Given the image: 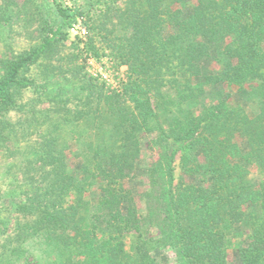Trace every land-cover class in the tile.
Masks as SVG:
<instances>
[{
  "label": "trees",
  "instance_id": "16d2710c",
  "mask_svg": "<svg viewBox=\"0 0 264 264\" xmlns=\"http://www.w3.org/2000/svg\"><path fill=\"white\" fill-rule=\"evenodd\" d=\"M113 1L87 44L127 66L126 79L113 89L83 74L73 96L83 107L58 109L30 145L24 239L43 237L48 264H166L168 250L173 264H264V179L251 176L255 166L264 177V0ZM56 15L52 36L4 62L0 115L67 36L74 16ZM77 58L60 61L80 67ZM64 95L51 101L65 107Z\"/></svg>",
  "mask_w": 264,
  "mask_h": 264
},
{
  "label": "rangeland",
  "instance_id": "374dc122",
  "mask_svg": "<svg viewBox=\"0 0 264 264\" xmlns=\"http://www.w3.org/2000/svg\"><path fill=\"white\" fill-rule=\"evenodd\" d=\"M106 1L15 0L17 5L10 6L12 18L8 21L0 20L1 76L5 61L40 45L46 36H52L49 26L58 19V7L74 16L72 25L63 29L67 34L65 39H57L51 52L24 73L35 81V86L17 91L16 107L0 115V264H48L49 256L43 237L31 234L24 239L23 232L27 231L33 221L18 207L24 195L22 164L25 166L27 160L35 157L36 149L31 150L30 145H37L44 135L50 134L48 128L51 119L59 116L58 109L65 111L67 108L83 107L85 96L73 97L74 91L80 92L78 87L82 85L83 74L91 75L113 89L121 88L126 79L127 66L120 65L110 52L101 48L102 44L96 45L100 56L94 55L87 44L89 36L94 32L92 26L106 19L102 16ZM121 1L113 2L120 5ZM2 2L0 0V13L3 11ZM72 54L78 57L75 63L80 67L65 65L67 60L60 61ZM61 66L64 69L73 68L72 73H62ZM63 76H68V81L63 80ZM64 87L63 98L67 100L65 107L55 106L51 97ZM73 125L75 130H86L76 122L68 124ZM67 132L66 140L69 141V127ZM71 142V146L75 147V142ZM68 156L73 165L72 152ZM175 164L178 177L181 173L179 156ZM251 176L255 180L264 179L255 166L252 167ZM18 249L22 252L16 251ZM164 261L173 264L172 250L164 253Z\"/></svg>",
  "mask_w": 264,
  "mask_h": 264
}]
</instances>
